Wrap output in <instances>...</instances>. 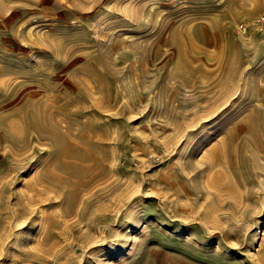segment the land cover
<instances>
[{
	"label": "rangeland",
	"instance_id": "374dc122",
	"mask_svg": "<svg viewBox=\"0 0 264 264\" xmlns=\"http://www.w3.org/2000/svg\"><path fill=\"white\" fill-rule=\"evenodd\" d=\"M260 15L0 0V264H264Z\"/></svg>",
	"mask_w": 264,
	"mask_h": 264
},
{
	"label": "built area",
	"instance_id": "2783aa9c",
	"mask_svg": "<svg viewBox=\"0 0 264 264\" xmlns=\"http://www.w3.org/2000/svg\"><path fill=\"white\" fill-rule=\"evenodd\" d=\"M258 19H260V20H262V19H264V15H260V16H258ZM239 27L242 29V30H244L245 29V25L244 24H239Z\"/></svg>",
	"mask_w": 264,
	"mask_h": 264
}]
</instances>
